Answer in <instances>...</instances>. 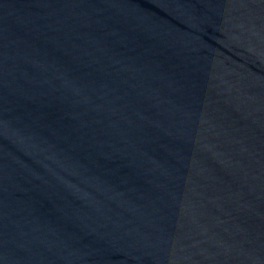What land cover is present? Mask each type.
I'll use <instances>...</instances> for the list:
<instances>
[{
    "label": "water",
    "instance_id": "obj_1",
    "mask_svg": "<svg viewBox=\"0 0 264 264\" xmlns=\"http://www.w3.org/2000/svg\"><path fill=\"white\" fill-rule=\"evenodd\" d=\"M0 264H264V0H0Z\"/></svg>",
    "mask_w": 264,
    "mask_h": 264
}]
</instances>
